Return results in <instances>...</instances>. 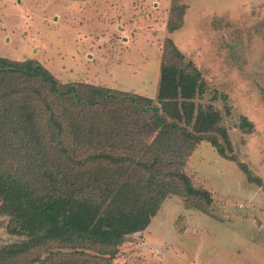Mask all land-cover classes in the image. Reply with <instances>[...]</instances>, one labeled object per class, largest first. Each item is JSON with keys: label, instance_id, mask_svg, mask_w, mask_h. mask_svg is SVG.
Wrapping results in <instances>:
<instances>
[{"label": "rangeland", "instance_id": "rangeland-1", "mask_svg": "<svg viewBox=\"0 0 264 264\" xmlns=\"http://www.w3.org/2000/svg\"><path fill=\"white\" fill-rule=\"evenodd\" d=\"M168 39L202 74L194 102L219 114L225 154L203 141L186 158L194 186L212 194L206 211L168 197L110 263L264 264V0H0V57L146 105L160 107ZM13 226L0 203V248L26 239Z\"/></svg>", "mask_w": 264, "mask_h": 264}, {"label": "trees", "instance_id": "trees-1", "mask_svg": "<svg viewBox=\"0 0 264 264\" xmlns=\"http://www.w3.org/2000/svg\"><path fill=\"white\" fill-rule=\"evenodd\" d=\"M167 42L160 107L62 83L35 60L0 57L1 211L15 225L11 233L26 237L0 248V264H111L168 197L192 199L187 205L201 211L211 206V192L194 186L185 161L203 141L224 156L213 134L222 130L219 114L198 110L202 74ZM185 143L183 154L177 145Z\"/></svg>", "mask_w": 264, "mask_h": 264}]
</instances>
